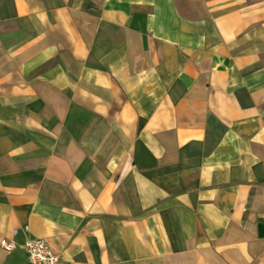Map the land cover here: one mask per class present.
<instances>
[{"label":"crops","instance_id":"crops-1","mask_svg":"<svg viewBox=\"0 0 264 264\" xmlns=\"http://www.w3.org/2000/svg\"><path fill=\"white\" fill-rule=\"evenodd\" d=\"M27 238L264 264V0H0V264Z\"/></svg>","mask_w":264,"mask_h":264},{"label":"built area","instance_id":"built-area-1","mask_svg":"<svg viewBox=\"0 0 264 264\" xmlns=\"http://www.w3.org/2000/svg\"><path fill=\"white\" fill-rule=\"evenodd\" d=\"M27 230V228H24ZM16 230H13V234H16ZM2 247L6 251H12L16 248V245L4 240ZM19 248L25 253L30 264H59V256L52 250L49 243L43 239L27 238L19 245Z\"/></svg>","mask_w":264,"mask_h":264}]
</instances>
